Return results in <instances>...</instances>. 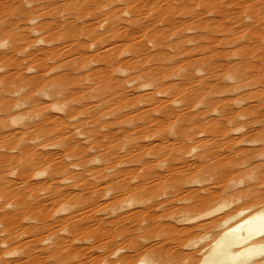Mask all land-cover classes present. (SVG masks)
Segmentation results:
<instances>
[{
	"label": "rangeland",
	"instance_id": "obj_1",
	"mask_svg": "<svg viewBox=\"0 0 264 264\" xmlns=\"http://www.w3.org/2000/svg\"><path fill=\"white\" fill-rule=\"evenodd\" d=\"M261 1L0 0L6 3L0 6V264L149 262L146 252L135 258L137 241L167 256L176 250L174 258L189 264L212 247L222 218L264 206L253 200L264 195V165H241L238 154L264 144ZM244 2H254L256 12L240 8ZM31 78L40 81L37 87ZM206 152L212 157H202ZM31 162L36 165L26 170ZM261 162L264 157L255 159ZM233 163L242 170L235 175ZM57 168L61 192L72 190L66 203L49 206L47 178ZM153 181L159 182L156 194L182 188L177 194L186 197L177 206L194 203V189L202 196L219 188L223 196L194 216L209 214L165 218L144 239L145 213L135 218L131 212L146 205L140 204L146 191L136 186ZM30 185L44 207L31 198ZM243 188L253 194L239 196ZM19 194L26 198L21 204L29 199L25 208L18 206ZM90 207L96 211L91 220L70 222ZM127 255L132 260H123Z\"/></svg>",
	"mask_w": 264,
	"mask_h": 264
},
{
	"label": "bare ground",
	"instance_id": "obj_2",
	"mask_svg": "<svg viewBox=\"0 0 264 264\" xmlns=\"http://www.w3.org/2000/svg\"><path fill=\"white\" fill-rule=\"evenodd\" d=\"M210 1H217V0H210ZM245 1H247V0H245ZM0 3H2V2H0ZM247 2H244L243 4H241V6H240V8H242L243 9V7H244V9L245 10H247V11H251V10H254L255 12H256V10L254 9V8H256L257 7V5L254 3H249V4H246ZM261 3H263V0L261 1ZM6 3H4V4H1L2 6L3 5H5ZM0 5V6H1ZM238 5H240V4H238ZM4 7V6H3ZM254 11L252 12V13H254ZM250 13V12H249ZM261 13V11H259V14ZM252 15V14H251ZM256 15V14H255ZM264 15V14H263ZM258 16V15H257ZM252 17V16H251ZM259 17V16H258ZM264 18V17H263ZM36 18H34V20H35ZM262 19V18H261ZM255 20H257V18L255 19ZM258 22V21H257ZM18 68V67H17ZM17 68H16V70H17ZM18 69H20V67L18 68ZM31 69V68H30ZM17 72H19V71H17ZM44 72V71H43ZM15 73V72H14ZM22 73V72H21ZM21 73H19L18 75H20ZM24 73V72H23ZM22 73V74H23ZM21 74V75H22ZM25 74V73H24ZM9 75V74H8ZM11 75V74H10ZM15 75H17L16 73H15ZM41 75V74H40ZM12 76V75H11ZM23 76V75H22ZM26 76V75H25ZM34 76V75H33ZM42 76V75H41ZM34 77H37V75L36 76H34ZM12 78V77H11ZM20 78H22V79H24V77H21L20 76ZM46 78V77H45ZM13 79H15V78H13ZM25 79H28V78H25ZM30 79V78H29ZM7 80H10V78L8 79L7 78ZM34 80H36V78H31V80H28V81H32L31 82V86H33V87H37V85H39V80H37V81H34ZM39 81V82H38ZM42 81H43V79H42ZM45 81V80H44ZM27 82V81H26ZM29 82V83H30ZM36 82H38V84L36 83ZM29 83H27L28 85H29ZM44 83V82H43ZM42 84V83H41ZM28 86V87H31V86ZM17 89V88H16ZM30 90V89H29ZM65 90V89H64ZM62 91V92H64V94L66 93L67 94V92L66 91ZM58 93V92H57ZM61 93V92H60ZM59 93V94H60ZM69 93V92H68ZM28 94H29V92H28ZM34 94V93H33ZM33 94H31V95H33ZM63 94V93H62ZM62 94H60V95H62ZM73 93H71V95H72ZM69 95V94H68ZM26 96V95H25ZM24 97V96H23ZM35 97V96H34ZM33 97V98H34ZM29 98H30V96H29ZM23 99H25V98H21V100H23ZM30 99H32V98H30ZM25 101V100H24ZM29 103H30V100H27ZM23 102V101H22ZM28 102H24V103H28ZM21 103V102H20ZM21 104H23V103H21ZM33 106H35V105H33ZM37 106V105H36ZM38 107V106H37ZM37 107H34L35 109H33V107H32V105H31V109L30 110H34L35 112L36 111H38L39 109H41V108H37ZM40 107V106H39ZM7 108V107H6ZM40 111V110H39ZM44 111V110H43ZM45 112V111H44ZM68 112V111H67ZM40 113H43V112H41L40 111ZM38 114V113H37ZM44 114V117H46L45 115H46V113H43ZM63 114V113H62ZM72 114V113H71ZM74 114V113H73ZM49 115V114H48ZM51 115V114H50ZM58 115V114H57ZM70 115V114H69ZM69 115H66V116H69ZM40 116H41V114H40ZM60 116V115H59ZM73 117H75L74 115H72ZM41 117H43V116H41ZM61 117H63V116H60V120H62L61 119ZM48 118V117H47ZM46 118V119H47ZM50 118V117H49ZM48 118V119H49ZM55 119H56V117H55ZM59 123H60V121H59V119L57 118L56 119ZM52 121V120H51ZM54 121V120H53ZM52 121V122H53ZM65 121V120H64ZM55 122V121H54ZM57 122V123H58ZM42 123V122H41ZM61 123H64V122H62L61 121ZM60 123V124H61ZM66 123V122H65ZM65 123H64V125H65ZM39 124V123H38ZM58 125V124H57ZM63 125V126H64ZM37 126V125H36ZM40 129H42V128H40ZM40 129H38V130H40ZM44 129V128H43ZM45 131H46V129H44ZM23 131V130H22ZM41 132H42V130H40ZM44 131V132H45ZM48 131V130H47ZM260 131V130H259ZM44 132H42L43 133V135H44ZM45 134H46V132H45ZM185 134H187V133H185ZM188 134H190V133H188ZM187 134V135H188ZM186 135V136H187ZM253 135V134H252ZM190 137H191V135H190ZM193 137V136H192ZM252 137V136H251ZM187 138H189V135H188V137ZM249 138V137H248ZM182 139V138H181ZM192 139V138H191ZM247 139V138H246ZM184 140V139H183ZM183 140H181V141H183ZM193 140V139H192ZM206 140V139H205ZM201 143V142H200ZM212 143V142H211ZM232 143V142H231ZM215 144V143H214ZM213 144V145H214ZM230 144V143H229ZM175 151V150H174ZM239 151V150H238ZM51 152V151H50ZM49 152V153H50ZM212 152V151H211ZM211 152H209L210 154H211ZM53 153V152H52ZM62 153V152H61ZM207 153V152H206ZM235 153V152H234ZM58 154V153H57ZM238 154H242L243 155V159H242V161H241V165H244V166H250L251 168L253 167V169L254 168H258V167H261L262 165H264V163L263 162H261V163H256L255 164V159L256 158H261V157H264V144L260 147V146H255V147H248V148H243V149H240V151L238 152ZM53 156H55V154H52ZM59 155V154H58ZM62 154H60V156H61ZM202 155V154H201ZM213 155V154H212ZM219 154H217L216 155V157L218 156ZM236 155V154H235ZM49 156V155H48ZM51 157V156H49V158H52V159H54V158H56V156L55 157ZM169 156H170V154H169ZM204 156H208V153H207V155L206 154H204V155H202V157H204ZM210 156V155H209ZM208 156V157H209ZM210 157H212V156H210ZM59 158V157H58ZM61 158V157H60ZM220 157H218V161L217 162H220V160H225L224 159V157H222V159L220 158ZM49 160H51V159H49ZM202 160V159H201ZM212 160V159H211ZM214 160V159H213ZM163 161V160H162ZM208 161H210V160H208ZM257 161V160H256ZM211 162V161H210ZM209 162V163H210ZM35 163H37V162H35ZM207 164V165H210V164ZM223 163V161L221 162V164ZM60 164V163H59ZM215 164H216V162H215ZM36 165V164H35ZM34 162H31V164H29L28 166H26V170H29V169H31V168H33L34 166ZM218 165H220V163H218ZM222 165H224V164H222ZM233 166H232V168L230 169V171H231V173H233V175H235L234 174V172H238V171H242V170H240L239 169V167H237V163H233L232 164ZM252 165V166H251ZM199 166V165H198ZM206 166V165H205ZM211 166V165H210ZM213 166H215V165H213ZM63 167V166H62ZM28 168V169H27ZM60 168V167H59ZM59 168H57V170L56 171H52V172H50L49 173V176H48V181H50L49 183V185H51V188L53 189V192L51 193V194H49L48 193V195H47V200H48V196H49V204L51 203H54V205L55 204H60V202L61 201H63L64 203H66L64 200H66L67 199V195L66 194H68L69 192H70V190H72V189H70V190H68L69 192H66V194L65 193H62L61 192V189H59V188H61L58 184H59V177L62 175L61 174V171L60 170H58ZM205 168H208V167H205ZM25 169V168H24ZM172 169H174V168H172ZM200 169V168H199ZM210 169V167L208 168V170ZM170 170V169H169ZM211 170H213V169H211ZM244 170V169H243ZM204 171H206V170H204ZM24 172H27V173H24ZM28 172L29 171H23V173L25 174H21L20 175V177L22 178V182H26V180H28L27 179V175H28ZM39 172H41V171H39ZM174 172V171H173ZM176 172V171H175ZM174 172V173H175ZM202 172H203V170H202ZM206 172H209V171H206ZM168 173H170V172H168ZM205 173V172H204ZM210 173V172H209ZM61 174V175H60ZM203 174V173H202ZM206 175H207V173H205ZM205 174H203V176H205ZM36 175V174H35ZM37 175H39V174H37ZM150 175H152V174H150ZM149 175V176H150ZM163 175V174H162ZM209 175V174H208ZM146 176H147V174H146ZM155 176V175H154ZM160 177H161V175H159ZM264 176V175H263ZM166 178V177H165ZM221 177H219V179H220ZM20 179V178H19ZM160 179V178H159ZM188 180L186 181V182H188L189 181V179L190 178H187ZM201 179V178H200ZM199 178H197V179H193L192 180V178H191V182H198V183H201L202 182V180H200ZM221 179H224V177L223 178H221ZM219 180V181H223V180ZM148 180V179H147ZM161 180V179H160ZM159 180V181H160ZM163 180V179H162ZM160 181L162 184H163V181ZM206 180V179H205ZM146 181V180H145ZM149 181V180H148ZM204 181V180H203ZM217 181V180H216ZM218 181V182H219ZM225 181H226V179H225ZM183 182V181H182ZM10 183V182H9ZM11 183H13L14 184V181H11ZM27 183V182H26ZM29 183V182H28ZM48 183V182H47ZM159 183V182H158ZM158 183H154V181L153 182H150V183H142L143 185H137L136 186V188L137 189H141V188H143L142 190L143 191H146V193H145V195H146V197H147V199L146 200H143L142 199V201H141V197H139L140 198V204H146L145 205V207H141V208H137L136 210H133L134 212H131L132 214H134L133 216L136 218V217H138L139 215H141V214H144V218H143V220L145 221V222H147V230L148 231H146V233L143 235L144 236V239H150V235L152 236V232H155L156 230H157V226H156V224L158 223L159 225H161V224H165L163 221H164V219L165 218H167V219H174V218H178L177 216H179V215H182L183 213H185V212H187V213H189L188 214V220H194L195 218L197 219L198 217H200V216H202V215H206V214H209L210 212H212L211 210L210 211H208V213H204V214H200V216H194V214L195 213H199V211H201V210H206L207 209V207H210V205L211 204H213V202L214 201H216V199H218L219 197H221L222 198V194H221V192L219 191V188H216V189H218V191L216 190L215 191V189H214V191L212 190V188L210 187V189L209 190H212V192L209 194L208 193V189L207 188H203V190L204 189H207L208 191H205V192H207L205 195H202L201 196V194L200 195H198V194H194L193 192H194V190H191V194L192 195H194L193 197H198L197 199L196 198H194L195 200H193L194 201V203H192L191 205H182V206H177V205H175L176 204V202H178V201H180V200H184V198L186 197V196H179L177 193H179L178 191H181V189L182 188H180V187H177V190L175 189V190H168V191H166V192H162V193H160V194H156V193H154L155 191L157 192V190L155 189L159 184ZM185 183V182H184ZM202 183H204V182H202ZM221 183V182H220ZM258 183V182H257ZM256 183V184H257ZM260 183V182H259ZM13 184H11L10 185V187H11V189H12V185ZM161 184V185H162ZM181 184V183H180ZM186 184V183H185ZM230 184V183H229ZM253 183H251V185H252ZM16 185V184H15ZM27 185V184H26ZM29 185V184H28ZM122 185V186H121ZM120 186L121 187H119V189L121 188V189H123L122 187H123V185L124 184H121ZM135 185V184H134ZM177 185V184H176ZM176 185H174V187L176 186ZM251 185H250V187H251ZM14 186V185H13ZM85 186L86 185H84V186H82L83 188H84V190L83 191H85L86 189H85ZM163 186V185H162ZM211 186V185H210ZM218 186V185H217ZM24 187V186H23ZM26 187V186H25ZM28 187V191L31 193V198L33 199L34 198V202H36V203H39V201H41V200H39V201H37L38 199H37V192L33 189V187H31V185H30V187L29 186H27ZM27 187H26V189H27ZM128 187H130V188H127V189H130V190H132V187L131 186H129L128 185ZM161 187V186H160ZM173 187V186H172ZM220 187H222V185H220ZM250 187H249V189H250ZM256 187V186H255ZM135 188V187H134ZM158 189H160L159 187H157ZM170 188V187H169ZM248 188V187H247ZM82 189V188H81ZM124 189H126V188H124ZM123 189V190H124ZM155 189V190H154ZM227 189H229V188H227ZM226 189V190H227ZM251 189H252V187H251ZM253 189H254V187H253ZM257 189V188H256ZM67 190V189H66ZM188 190V189H187ZM199 190V189H198ZM226 190H225V193H227L226 192ZM63 191H64V189H63ZM95 192H99L100 190H99V188L97 189V190H94ZM142 191V193H144ZM165 191V190H164ZM183 191V190H182ZM185 191V190H184ZM196 191V190H195ZM229 191V190H228ZM252 194H253V192H252V190H249ZM249 191L247 192H245L244 191V188L242 189V190H239V192H240V194H239V196L242 194L243 196L245 195V194H243V193H249ZM27 192V191H26ZM85 192H87V191H85ZM130 192V191H129ZM210 192V191H209ZM20 193V192H19ZM126 193V192H125ZM224 193V194H225ZM254 193H255V191H254ZM21 194V193H20ZM18 195V196H20V199H18V198H16L17 200H19V201H17V203L19 204L18 206H20V202H23V200L25 199L26 200V198H25V195H23V197H21V195ZM23 194V193H22ZM65 194V195H64ZM72 194V193H71ZM89 194V192L87 193V195ZM99 194V193H98ZM140 194V193H139ZM156 194V195H155ZM185 194V193H184ZM183 194V195H184ZM228 194V193H227ZM70 195V194H69ZM73 195V194H72ZM76 195H80V193L78 192V193H75L73 196H70V198H72V197H74V196H76ZM85 195V194H84ZM84 195H81L80 197H83L84 198ZM136 195V194H135ZM142 195V194H141ZM157 195L160 197V196H168V198L166 199V200H161V201H157L156 200V197H157ZM197 195V196H196ZM222 195V196H221ZM232 195H234V197L235 196H237V195H235V193H232ZM242 195H241V197H242ZM248 195H250V193L248 194ZM227 196L228 195H226V198H227ZM230 196H231V194H230ZM239 196H237V197H239ZM246 196V195H245ZM244 196V197H245ZM193 197H192V199H193ZM249 197V196H248ZM247 197V198H248ZM254 197H255V195H254ZM69 198V197H68ZM69 198V199H70ZM87 198H89V196L87 197ZM139 198H137V200L139 199ZM143 198V197H142ZM163 198V197H162ZM166 198V197H165ZM191 198V197H190ZM220 198V199H221ZM233 198V197H232ZM246 198V197H245ZM251 199L253 198V196H251L250 197ZM249 198V199H250ZM40 199V198H39ZM73 199V198H72ZM74 199H76V200H78L77 198H74ZM80 199H82V198H80ZM191 199V200H192ZM241 199V198H240ZM248 199V200H249ZM83 200V199H82ZM85 200V199H84ZM94 200V199H93ZM254 200V202H256L257 204H259V203H262V202H264V195H263V193L262 194H257V196L255 197V199H253ZM252 200V201H253ZM27 201H29V199L27 200ZM27 201L25 202L27 205H28V203H27ZM32 200H30V202H31ZM68 201H70V200H68ZM71 201H74V200H71ZM81 201V200H80ZM229 201H230V199H229ZM33 202V201H32ZM45 203H48V201L46 202V200L44 201ZM79 202V201H78ZM82 202V201H81ZM80 202V203H81ZM135 202V201H134ZM149 202V203H148ZM226 202V201H225ZM224 202V203H225ZM14 203H15V201H14ZM16 203V204H17ZM25 203L24 204H21V206L22 205H24L25 206ZM83 203V202H82ZM123 203V202H122ZM221 203V202H220ZM42 203H39V205H41ZM51 204L49 205V206H51ZM88 204H91V203H88ZM130 204H132V203H130ZM134 204V203H133ZM132 204V205H133ZM137 204H139V203H137ZM31 205V204H30ZM43 205V204H42ZM41 205V206H42ZM24 206H22V208L24 207ZM35 206H36V204H35ZM38 206V205H37ZM48 205H46V207H47ZM221 206V205H220ZM219 206V207H220ZM31 207V206H30ZM32 207L33 208H36V207H34V204H32ZM39 207V206H38ZM36 208V211H37V209H39V208ZM42 207H44V206H42ZM25 208V207H24ZM98 208V207H97ZM222 208H223V206H222ZM29 209V208H28ZM220 209H221V207H220ZM17 210V209H16ZM34 209H29V211H33ZM25 211V210H24ZM23 211V212H24ZM28 210L27 211H25V213H24V216L23 217H26L27 215V213L26 212H28V213H30ZM35 211V212H36ZM95 212L96 211H94V209L92 208V207H90V209L88 210V209H86V210H84L83 208L81 209V211H78V212H74L75 214L74 215H71L72 216V218L73 217H77L76 218V220L74 219V221H70V222H72V223H74V222H78V221H83L84 222V220L85 219H87L88 218V220L90 219V216L91 217H93L94 215H95ZM214 212H215V209H214ZM33 213V212H32ZM32 213L31 214H28L29 215V218L30 217H32V218H34V217H36V214L35 213H33V215H34V217H33V215H32ZM197 213V214H198ZM200 213H202V211L200 212ZM229 213V212H228ZM23 214V213H22ZM191 214V215H190ZM212 214V213H211ZM30 215H32V216H30ZM93 215V216H92ZM126 215V214H125ZM12 216H15V215H12ZM127 216V215H126ZM129 216V215H128ZM130 216H132V215H130ZM129 216V217H130ZM142 216V215H141ZM15 218H17V216H15ZM26 218H28V217H26ZM31 218V219H32ZM72 218H70V215H69V217H67V218H65V219H71L72 220ZM95 219H96V217H94ZM120 218V217H119ZM219 218H221V216L219 217ZM12 219V218H11ZM18 219V218H17ZM25 219V218H24ZM13 220V219H12ZM91 220V219H90ZM141 220V219H140ZM99 221V220H98ZM101 221V220H100ZM187 221V220H186ZM212 222V221H211ZM157 224V225H158ZM202 224H204V223H202ZM200 225V224H199ZM145 225L143 224V227H144ZM197 226V225H196ZM222 226H224L223 227V230H221V233L218 235V236H216L213 240H212V242L210 241V246L209 247H211L210 249H208L206 252H201V253H203L201 256L202 257H200V254H199V258L197 259L196 257H194V259H192L191 261H193V260H196V261H194V262H191V263H189V264H264V257L262 258L261 257V255L262 254H264V206H259L258 208H256L255 210H253V211H251V209L249 208V207H242V208H238L237 210H235V211H233L230 215H228V216H226V217H224V218H222ZM47 227V226H46ZM45 227V228H46ZM192 227V226H191ZM190 227V228H191ZM194 227H195V225H194ZM197 227H199V226H197ZM202 227V226H201ZM207 227V226H206ZM208 227H209V224H208ZM189 228V229H190ZM193 228V227H192ZM160 229V228H159ZM185 229V228H184ZM188 229V228H187ZM188 229V230H189ZM186 230V229H185ZM209 244H207V245H209ZM175 245V244H174ZM179 245V244H178ZM205 245H206V243H205ZM206 245V246H207ZM132 248L137 252V253H135V258L137 257L136 256V254L138 255V257L139 256H141L142 254H144L145 252H146V254H144V255H146V256H151V257H149V259H150V261L148 262L147 260H145V259H141V260H139L137 263H135V264H182V262H180V260L179 259H176V258H174V253H178V252H176V250L174 251V250H172V251H174V253H173V256H167L166 254H165V252L163 251V250H161V249H158L159 248V246H158V248H157V246H154V245H149V246H144L143 244H142V242H139V241H137L136 243H135V245H133L132 246ZM144 248V249H143ZM202 248H204V247H202ZM174 249V248H173ZM176 249V248H175ZM179 249V248H178ZM201 249V248H200ZM167 250V249H166ZM122 251V248H119V249H117L116 251H114L113 253H112V255H117L119 252H121ZM169 251H171V249H169ZM198 251V250H197ZM203 251V250H202ZM196 252V251H195ZM193 253V252H192ZM191 254V253H190ZM170 255H171V253H170ZM132 256H134V254L132 255ZM131 255L129 256V255H127V256H124L123 257V260H132V257ZM196 258V259H195ZM103 264H106V263H103ZM111 264H122L121 262H116V261H111Z\"/></svg>",
	"mask_w": 264,
	"mask_h": 264
}]
</instances>
